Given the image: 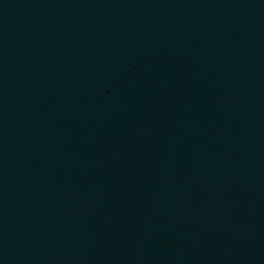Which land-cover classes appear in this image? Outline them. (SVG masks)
<instances>
[{
	"label": "water",
	"instance_id": "water-1",
	"mask_svg": "<svg viewBox=\"0 0 264 264\" xmlns=\"http://www.w3.org/2000/svg\"><path fill=\"white\" fill-rule=\"evenodd\" d=\"M0 264H264V0H0Z\"/></svg>",
	"mask_w": 264,
	"mask_h": 264
}]
</instances>
